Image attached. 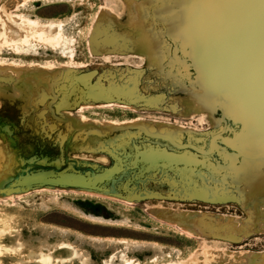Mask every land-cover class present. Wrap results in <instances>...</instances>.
<instances>
[{
  "label": "rangeland",
  "instance_id": "374dc122",
  "mask_svg": "<svg viewBox=\"0 0 264 264\" xmlns=\"http://www.w3.org/2000/svg\"><path fill=\"white\" fill-rule=\"evenodd\" d=\"M0 264H264V0H0Z\"/></svg>",
  "mask_w": 264,
  "mask_h": 264
}]
</instances>
